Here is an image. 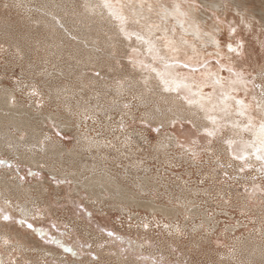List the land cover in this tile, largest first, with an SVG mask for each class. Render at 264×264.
I'll list each match as a JSON object with an SVG mask.
<instances>
[{"label": "rangeland", "instance_id": "374dc122", "mask_svg": "<svg viewBox=\"0 0 264 264\" xmlns=\"http://www.w3.org/2000/svg\"><path fill=\"white\" fill-rule=\"evenodd\" d=\"M98 1L111 10L0 0V92L31 109L35 132L0 114V133L21 141L0 145V233L12 234H0V264H264V20L144 0L143 26L114 17L143 4ZM176 2L209 21L214 41L180 35L172 19L170 33L197 50L126 37L148 36ZM33 150L45 157L31 161Z\"/></svg>", "mask_w": 264, "mask_h": 264}, {"label": "bare ground", "instance_id": "6f19581e", "mask_svg": "<svg viewBox=\"0 0 264 264\" xmlns=\"http://www.w3.org/2000/svg\"><path fill=\"white\" fill-rule=\"evenodd\" d=\"M117 1H119V2H123V0H117ZM129 1H131L133 4H134V2L135 3H140V4H143V5H141L140 7L139 6H137V5H132L131 7H127V9L126 8H124V6H121V8H122V10H123V12L122 13H119V14H117V11L114 13L115 15H114V17L115 18H118V17H121V16H123V14H126V17L128 16V17H130V18H136L137 20H138V23L139 24H141V25H143V23H144V21L145 20H143L144 18L145 19H147V21H148V18H149V16H150V13H148V12H146V7L144 6V0H129ZM254 1V0H253ZM253 1L252 0H245V3L247 4V5H249V6H252V8H246V7H242L241 6V8H240V4H238V3H236V1H231V0H217V2H208V1H205L204 0V2L206 3V4H208V5H211V8H212V10H213V8H221V10L223 9H225V10H227L226 8H228L229 6H235V8H236V10H240V11H243V12H245V13H247L249 16H251V17H258V16H256L255 15V13L257 12L259 15H260V19H263L264 20V15H263V12L262 11H257L256 9H255V3L253 4ZM87 2H88V8H89V10H90V12L91 13H94L95 11V7L97 8V9H100V8H102L104 11V13H105V11L106 10H111V7H107V9L106 8H104V7H100V5H101V2H99L98 0H97V2H96V0H87ZM105 2H107L108 3V0H105ZM112 2H114V0L112 1ZM206 4H205V6H206ZM264 4V3H263ZM242 5V4H241ZM104 6V5H103ZM149 6H151V8H154L155 6H153V5H151V4H149ZM184 5L182 4V3H180V2H176V3H174L173 4V6L172 7H166V6H164L163 7V11H161L160 13H161V16H160V19L162 20L161 22H160V24H161V26H158V27H152L151 29H148L147 31H146V33L147 34H149L148 36L146 35V37H144L143 35L144 34H138V32H133V31H130V32H128V33H126L125 32V29H123V32L126 34V37H128V38H130V39H132V37L135 35V36H137V37H140L141 39H146L147 40V43H145L144 45L147 47V49H150L151 48V44L152 43H154L155 41H154V39H152V38H154V37H156L157 36V34H159L160 35V37L162 38V37H166V41H167V43L166 42H164V43H166V45H167V47H170L169 49H173V48H175V49H178L179 51H180V49L179 48H182L184 45H187V46H191V47H193V48H195L196 50H197V48H198V45L196 44V42L195 41H190V40H188V39H186V41L183 39V38H180V39H178V38H176L175 36V34H173V32H171L170 33V27L166 24V22L168 23L171 19L172 20H174L175 22L174 23H176L177 24V26H180V30H181V33H179L180 35H185V36H193V37H196V38H198L200 41H202V40H207V39H209V40H211V41H214V37L215 36H217L216 34H214L213 33V35H211L209 38H207V37H204L205 35H204V33L203 32H205V33H207V32H209L210 30V32H212V25H210L209 24V21L206 19V18H198L196 15H191V16H189V17H187V14L188 13H190V12H187L185 9H184V7H183ZM203 12V11H202ZM204 13V12H203ZM242 13V12H241ZM205 14V13H204ZM246 15V14H245ZM86 17V16H85ZM107 17H108V19H109V21L112 23L113 22V18L111 17V16H109V15H107ZM259 18V17H258ZM121 19V18H120ZM119 19V20H120ZM122 20V19H121ZM83 22H87V20L85 19V21L83 20ZM167 25V26H166ZM144 26V25H143ZM173 27H175V28H177L176 27V25H173ZM156 29H160L161 30V32L160 33H156L155 32V30ZM80 30H81V32L84 34V35H87V32H86V30H87V26L86 27H80ZM175 31H178L177 29L175 30L174 29V32ZM90 35H91V33H90ZM131 35H133L132 37H131ZM170 38V39H169ZM170 41H172V43H169L168 41L169 40ZM162 40V39H161ZM160 40V41H161ZM197 40V39H196ZM163 41V40H162ZM158 42V41H157ZM16 44V43H15ZM88 44V43H87ZM163 44V43H162ZM165 45V44H164ZM220 45V44H219ZM153 47V46H152ZM194 53L196 52V51H193ZM191 53H192V51H191ZM165 71V70H164ZM163 78V80H164V77H162ZM164 83L166 84L167 82H165L164 81ZM169 83H171V82H169ZM180 83H181V81L180 82H177V83H175V85L173 86V87H177L178 85H180ZM199 97V99L201 98L200 97V95L198 96ZM15 98H16V94H15V92L14 91H10V92H0V114H2L3 115V117H4V119H6L7 120V122L8 123H6L7 124V126L9 125V124H11V123H13V122H15L16 120L17 121H20L21 123H22V125H24L25 126V129H23V130H21L20 132L21 133H23V132H25L26 134H28L29 135V133L30 134H32V136H34L33 134L35 133L34 132V130H33V132L31 133L30 131L29 132H27L26 130L29 128H31V127H33V123H34V121L32 120V116H31V113H30V110L31 109H29V108H26L22 103H20V102H18V101H15ZM199 104H202V106L204 107V108H206L207 110H208V108L210 109V110H214V105H213V103H210V104H207V106H208V108H207V106H205L204 105V103H202V102H199ZM4 112V113H3ZM6 117V118H5ZM42 118V117H41ZM35 119V118H34ZM38 120V119H37ZM4 121V120H3ZM32 121H33V123H32ZM36 124V123H35ZM5 126L6 125H4L3 124V129H2V131H4V128H5ZM31 130V129H30ZM259 130L262 132V134H263V136H264V123H263V125H261L260 127H259ZM32 131V130H31ZM36 131V130H35ZM259 134V133H258ZM31 136V137H32ZM8 138H11L12 140H14V142L15 143H18V145H19V143L21 142L16 136H14V135H6L4 132H1L0 133V145L3 147V150L5 149V146L6 145H10V147L12 146L11 144L12 143H6L5 141L8 139ZM35 138V137H34ZM44 148L45 149H43V150H45V154H46V156L50 153L51 155H57L58 153H59V149H57L56 147H55V149H54V147H53V149H50L52 146H56V145H54L53 143H45L44 144ZM9 148V147H8ZM17 149V148H16ZM6 150V149H5ZM16 152H18V150H16ZM33 152L35 153V154H33V155H28V153L27 154H25L28 158L30 157V159H31V161H33V162H38L39 160H38V158H39V156H42V155H38V152L37 151H35V150H33ZM76 152V151H75ZM20 153V152H19ZM21 154V153H20ZM78 154V153H77ZM22 155V154H21ZM25 156V157H26ZM59 156V155H58ZM42 157H45V155L44 156H42ZM57 157V156H56ZM256 158V157H255ZM41 161H43V162H45V163H48V160H46V159H43V160H41ZM40 161V162H41ZM74 162V161H73ZM80 174V173H79ZM5 180V179H4ZM5 188H9L8 186H6V184L5 185H3ZM14 186V185H13ZM0 189L2 190V184H1V182H0ZM126 189V188H125ZM13 190V189H12ZM11 190V191H12ZM9 192V191H8ZM14 192V191H13ZM14 194V193H13ZM16 194V193H15ZM123 196H125L124 194H122V197ZM132 200V199H131ZM134 201L135 202H137V204H140V205H151V204H149V202H145V201H140V200H138V199H134ZM167 213H172V210H170V209H164ZM0 234H2L3 235V237H7L8 239H10L11 238V233H9V232H6V231H1V233ZM17 239H19V240H21V238L19 237V236H17ZM19 246H27L26 245V242H24V241H22V243H19ZM262 251H264V250H262L261 249V252ZM260 252V253H261ZM261 258H264V253H261V256H260ZM263 261V263H264V259L262 260Z\"/></svg>", "mask_w": 264, "mask_h": 264}]
</instances>
